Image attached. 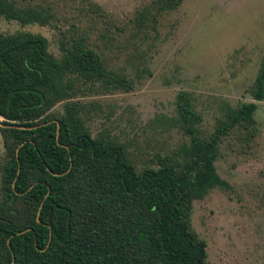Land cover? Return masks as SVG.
I'll return each instance as SVG.
<instances>
[{
	"label": "trees",
	"instance_id": "1",
	"mask_svg": "<svg viewBox=\"0 0 264 264\" xmlns=\"http://www.w3.org/2000/svg\"><path fill=\"white\" fill-rule=\"evenodd\" d=\"M184 1L156 4L161 12ZM0 17L41 26L55 18L18 0H0ZM62 51L40 33L0 32V264H207L194 203L231 187L215 162L225 138L255 135L258 102L229 108L207 136L181 91L172 123L189 144L140 166L108 130L93 135L80 101L87 90L130 91L131 80L84 38ZM251 92L264 100V60Z\"/></svg>",
	"mask_w": 264,
	"mask_h": 264
},
{
	"label": "rangeland",
	"instance_id": "2",
	"mask_svg": "<svg viewBox=\"0 0 264 264\" xmlns=\"http://www.w3.org/2000/svg\"><path fill=\"white\" fill-rule=\"evenodd\" d=\"M18 1L49 8L52 24L0 17V32L40 33L57 57L63 43L84 38L111 69L131 80L130 91L92 89L80 101L93 135L108 130L140 166L157 152L189 144L172 123L181 91L202 114L207 136L229 108L258 102L255 135L225 138L215 162L231 187L196 200L192 222L207 242V264H264V100L256 101L251 92L264 60V0H185L161 12L157 0Z\"/></svg>",
	"mask_w": 264,
	"mask_h": 264
},
{
	"label": "water",
	"instance_id": "3",
	"mask_svg": "<svg viewBox=\"0 0 264 264\" xmlns=\"http://www.w3.org/2000/svg\"><path fill=\"white\" fill-rule=\"evenodd\" d=\"M1 117V116H0ZM0 126H6L2 121L0 122Z\"/></svg>",
	"mask_w": 264,
	"mask_h": 264
}]
</instances>
